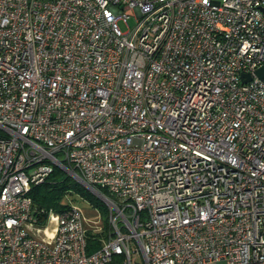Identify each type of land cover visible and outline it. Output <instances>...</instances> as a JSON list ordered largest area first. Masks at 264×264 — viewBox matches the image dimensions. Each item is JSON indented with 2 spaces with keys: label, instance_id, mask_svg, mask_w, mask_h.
<instances>
[{
  "label": "built area",
  "instance_id": "2783aa9c",
  "mask_svg": "<svg viewBox=\"0 0 264 264\" xmlns=\"http://www.w3.org/2000/svg\"><path fill=\"white\" fill-rule=\"evenodd\" d=\"M262 66L264 0H0V264H264ZM55 168L108 211L90 254L33 214Z\"/></svg>",
  "mask_w": 264,
  "mask_h": 264
},
{
  "label": "trees",
  "instance_id": "16d2710c",
  "mask_svg": "<svg viewBox=\"0 0 264 264\" xmlns=\"http://www.w3.org/2000/svg\"><path fill=\"white\" fill-rule=\"evenodd\" d=\"M70 190H76L83 197L93 199L87 196L86 192L82 190V186L57 168L53 170L52 174L43 184L31 188L29 196L33 203V214L37 218L39 224H44L50 211L58 213L68 207V205H63L62 201ZM101 192L108 196L106 191L101 190ZM102 207L106 209L105 205ZM103 219L104 228L98 232L97 235L91 234V232L87 234V254L98 249L101 240L107 237L109 232L107 215L103 217Z\"/></svg>",
  "mask_w": 264,
  "mask_h": 264
},
{
  "label": "rangeland",
  "instance_id": "374dc122",
  "mask_svg": "<svg viewBox=\"0 0 264 264\" xmlns=\"http://www.w3.org/2000/svg\"><path fill=\"white\" fill-rule=\"evenodd\" d=\"M129 24L130 26L134 25L133 18L129 20ZM82 190L86 192L88 197L93 198L94 200L83 197L76 190H70L64 196L62 203L63 205H72L73 207H75L81 213L84 227L87 232H91V234L93 233L97 235L98 232H100L104 228L103 217L107 215L108 211H106V209L102 207L104 206V203L101 202V200L95 194L83 187ZM30 234L39 243L47 244L49 242L48 237L42 232L39 233L36 231H31Z\"/></svg>",
  "mask_w": 264,
  "mask_h": 264
},
{
  "label": "water",
  "instance_id": "95a60500",
  "mask_svg": "<svg viewBox=\"0 0 264 264\" xmlns=\"http://www.w3.org/2000/svg\"><path fill=\"white\" fill-rule=\"evenodd\" d=\"M252 75H253L254 77H256L257 79H260V80L264 79V66H262V67L256 69V70L253 72ZM252 75H251V74H242V75L240 76V78H241V82H242V83H247V82L251 81V79H252Z\"/></svg>",
  "mask_w": 264,
  "mask_h": 264
},
{
  "label": "bare ground",
  "instance_id": "6f19581e",
  "mask_svg": "<svg viewBox=\"0 0 264 264\" xmlns=\"http://www.w3.org/2000/svg\"><path fill=\"white\" fill-rule=\"evenodd\" d=\"M40 238V237H39Z\"/></svg>",
  "mask_w": 264,
  "mask_h": 264
}]
</instances>
